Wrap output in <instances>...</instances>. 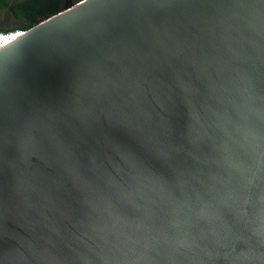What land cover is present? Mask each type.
Instances as JSON below:
<instances>
[{
  "label": "water",
  "instance_id": "1",
  "mask_svg": "<svg viewBox=\"0 0 264 264\" xmlns=\"http://www.w3.org/2000/svg\"><path fill=\"white\" fill-rule=\"evenodd\" d=\"M0 264H264V0H79L0 47Z\"/></svg>",
  "mask_w": 264,
  "mask_h": 264
},
{
  "label": "trees",
  "instance_id": "2",
  "mask_svg": "<svg viewBox=\"0 0 264 264\" xmlns=\"http://www.w3.org/2000/svg\"><path fill=\"white\" fill-rule=\"evenodd\" d=\"M69 5V0H0V9H8L14 18L24 19L31 26L37 24L40 18L53 15ZM31 26L0 28V32H9L18 28L25 30Z\"/></svg>",
  "mask_w": 264,
  "mask_h": 264
},
{
  "label": "rangeland",
  "instance_id": "3",
  "mask_svg": "<svg viewBox=\"0 0 264 264\" xmlns=\"http://www.w3.org/2000/svg\"><path fill=\"white\" fill-rule=\"evenodd\" d=\"M69 1H70V5H71V4H73L79 0H69ZM43 18L44 17L40 18V20H42ZM29 25L31 26V24H29L24 19L14 18L11 15V13L8 11V9H0V28H9V27H20V28H22L23 26L29 27ZM20 28H18L16 30H22ZM25 30H23V31H25Z\"/></svg>",
  "mask_w": 264,
  "mask_h": 264
},
{
  "label": "built area",
  "instance_id": "4",
  "mask_svg": "<svg viewBox=\"0 0 264 264\" xmlns=\"http://www.w3.org/2000/svg\"><path fill=\"white\" fill-rule=\"evenodd\" d=\"M21 30H13L9 32H0V47L13 41L20 35ZM23 32V31H22Z\"/></svg>",
  "mask_w": 264,
  "mask_h": 264
},
{
  "label": "bare ground",
  "instance_id": "5",
  "mask_svg": "<svg viewBox=\"0 0 264 264\" xmlns=\"http://www.w3.org/2000/svg\"><path fill=\"white\" fill-rule=\"evenodd\" d=\"M22 31H23V30H21V31H20V34H22V33H23Z\"/></svg>",
  "mask_w": 264,
  "mask_h": 264
}]
</instances>
